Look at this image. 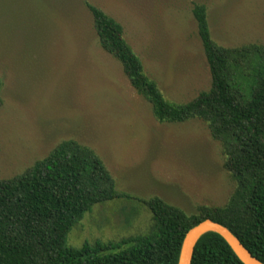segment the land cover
Returning <instances> with one entry per match:
<instances>
[{
  "label": "rangeland",
  "instance_id": "374dc122",
  "mask_svg": "<svg viewBox=\"0 0 264 264\" xmlns=\"http://www.w3.org/2000/svg\"><path fill=\"white\" fill-rule=\"evenodd\" d=\"M84 2L123 26L146 75L173 103L211 84L193 4L206 6L216 44L264 46V0H0V178L75 140L96 152L116 190L131 197L86 213L67 235L73 248L145 234L151 213L139 200L159 197L190 215L223 205L235 188L202 122L154 119L121 64L100 48ZM259 71L264 66L251 71L247 86Z\"/></svg>",
  "mask_w": 264,
  "mask_h": 264
},
{
  "label": "trees",
  "instance_id": "16d2710c",
  "mask_svg": "<svg viewBox=\"0 0 264 264\" xmlns=\"http://www.w3.org/2000/svg\"><path fill=\"white\" fill-rule=\"evenodd\" d=\"M84 3L100 48L121 64L154 119L160 124L202 122L219 143L223 167L235 188L223 205H202L190 215L159 197L139 200L151 213L145 234L73 248L67 235L86 213L131 197L116 190L114 177L93 149L75 140L62 141L21 174L0 178V264H177L185 234L205 220L226 227L264 263V72L247 86L251 71L264 66V46L216 44L206 6L193 4L191 14L211 84L191 101L173 103L146 75L125 40L123 26ZM191 264L242 263L219 235L207 233L197 242Z\"/></svg>",
  "mask_w": 264,
  "mask_h": 264
},
{
  "label": "water",
  "instance_id": "95a60500",
  "mask_svg": "<svg viewBox=\"0 0 264 264\" xmlns=\"http://www.w3.org/2000/svg\"><path fill=\"white\" fill-rule=\"evenodd\" d=\"M207 233L219 235L242 264H264L253 257L226 227L211 220L198 223L185 234L177 264H191L197 242Z\"/></svg>",
  "mask_w": 264,
  "mask_h": 264
}]
</instances>
